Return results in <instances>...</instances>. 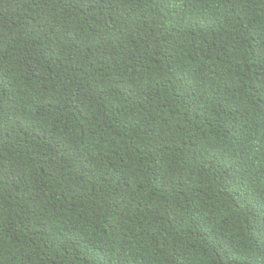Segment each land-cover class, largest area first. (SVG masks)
Returning <instances> with one entry per match:
<instances>
[{
	"label": "trees",
	"instance_id": "obj_1",
	"mask_svg": "<svg viewBox=\"0 0 264 264\" xmlns=\"http://www.w3.org/2000/svg\"><path fill=\"white\" fill-rule=\"evenodd\" d=\"M0 264H264V0H0Z\"/></svg>",
	"mask_w": 264,
	"mask_h": 264
}]
</instances>
